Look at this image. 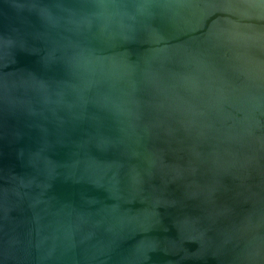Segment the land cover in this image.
<instances>
[{
  "label": "water",
  "instance_id": "obj_1",
  "mask_svg": "<svg viewBox=\"0 0 264 264\" xmlns=\"http://www.w3.org/2000/svg\"><path fill=\"white\" fill-rule=\"evenodd\" d=\"M0 264H264V0H0Z\"/></svg>",
  "mask_w": 264,
  "mask_h": 264
}]
</instances>
